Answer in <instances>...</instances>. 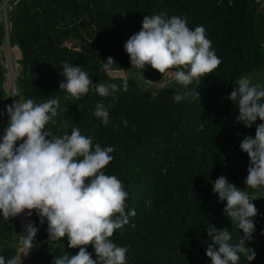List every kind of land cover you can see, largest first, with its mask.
<instances>
[{"label": "trees", "instance_id": "16d2710c", "mask_svg": "<svg viewBox=\"0 0 264 264\" xmlns=\"http://www.w3.org/2000/svg\"><path fill=\"white\" fill-rule=\"evenodd\" d=\"M2 1L0 133L8 124L6 105L19 99L42 103L59 98L58 115L45 130L60 136L78 128L81 135L93 138L94 145L114 148L113 160L103 171L122 181L129 193L126 212L136 213L110 238L127 248L125 264H210L205 250L211 243L206 232L211 225L227 228L230 242L238 243L243 232L224 215L226 204L218 202L212 191L221 175L258 197L252 201L258 209L255 231L246 242L256 256L248 262L241 255L239 264H264V188L246 187L249 161L239 147L245 136L254 137L261 121L251 128L236 123V102L227 98L241 77L264 86V0H6L10 45L21 52L17 62L21 69L12 87V94L18 92L20 97L14 96L15 100L5 89L2 48L7 27ZM160 13L186 18L193 30L202 25L221 60L211 74L187 89L170 76L175 69L164 75L150 66L142 71L131 66L124 50L128 38L141 29L144 16ZM108 57L115 65L104 72L102 62ZM64 63L81 67L93 83H116L118 98L100 97L90 89L80 100L66 99L67 93L59 89ZM115 71L131 75L114 77ZM124 79L127 91L122 88ZM143 80L156 93H150ZM186 90L196 91L199 99L174 102L173 97ZM101 101L109 112L106 126L93 116ZM18 218L5 220L0 214V256L6 264L24 247ZM29 220L38 232L27 248V264H52L54 258L79 251L68 248L66 238L48 239L47 221L40 224L35 211ZM87 251L96 259L91 245Z\"/></svg>", "mask_w": 264, "mask_h": 264}, {"label": "clouds", "instance_id": "9594fccd", "mask_svg": "<svg viewBox=\"0 0 264 264\" xmlns=\"http://www.w3.org/2000/svg\"><path fill=\"white\" fill-rule=\"evenodd\" d=\"M124 50L131 66L142 71L150 66L164 75L175 69L174 80L185 89L221 63L202 25L193 30L187 26L186 18L167 17L164 13L144 16L141 29L128 38ZM113 65L114 59L108 57L102 62V71L110 72ZM60 75L64 80L59 89L73 102L90 89L100 97L111 96L113 101L118 98L115 94L120 87L116 83H93L81 67L64 63ZM236 85L227 97L238 108L235 122L251 128L258 119L261 121L256 124L254 137L245 136L239 146L249 161L244 183L247 188L258 190L264 188V86L253 85L248 77L239 78ZM122 88L128 90L127 79ZM188 97L199 99V94L186 90L173 100L179 102ZM59 108V98L42 103L19 99L5 106L8 124L0 138V214L10 220L26 210L28 217L35 211L40 224L47 221L48 239L66 238L68 248L79 249L75 255L65 253L54 258L52 264H125L127 248L116 246L110 238L136 213L134 209L126 212L129 193L122 181L103 171L113 160L110 153L114 148L94 145L93 138L81 135L78 128H73L70 135L60 136L45 130L49 122H54ZM63 111L67 112V107ZM93 116L105 126L109 123V112L102 101L96 104ZM123 123L127 126V121ZM212 191L218 202H225L224 215L243 236L233 244L227 228H207L211 243L205 255L210 264H239L241 255L248 262L253 261L256 253L246 247V242L252 240L255 231L258 209L252 201L258 197L250 196L223 175L213 182ZM37 232L29 220L23 237L26 248H31ZM89 245L96 259L87 251ZM0 264H6L3 256ZM7 264H18V259L13 257Z\"/></svg>", "mask_w": 264, "mask_h": 264}, {"label": "rangeland", "instance_id": "374dc122", "mask_svg": "<svg viewBox=\"0 0 264 264\" xmlns=\"http://www.w3.org/2000/svg\"><path fill=\"white\" fill-rule=\"evenodd\" d=\"M3 3H4V0L2 1L1 6L3 5ZM6 9H7V4L5 5L4 10L1 9V12L3 13L2 18H3V21L5 22V24L9 26L8 19L6 18V12H5ZM5 44L6 45L3 46V53L5 55V62H4V64L6 65L7 63H11V62L13 63V65H14V79H15L17 77V75L19 74V72H20V67L17 64V61L20 59L21 55H20V53H19V51H18L17 48H11V47H9L7 42ZM71 45H72V42H71V40H69L67 42V46L70 47ZM6 73H8V70H7ZM111 75L114 76V77H127L128 75H131V73L130 72L128 73L126 71H123V72H121V71H115V72H112ZM170 76H173V74L170 73ZM143 83H145L144 84L145 85V88L148 89V91L150 93H152V94L156 93V89L152 88L150 86V83L149 82L143 80ZM153 85L155 87H161L163 84H153ZM5 89L8 91V93L10 95H12V86H10V84H7V82L5 83ZM2 136H3V134L0 133V138H2ZM25 235H26V231H25ZM25 252H27V249H26V246L24 245V247L20 249V253H19V256L17 258L18 259V264H26L27 263L28 253L25 254ZM19 259H20V261H19Z\"/></svg>", "mask_w": 264, "mask_h": 264}, {"label": "crops", "instance_id": "0c3cea01", "mask_svg": "<svg viewBox=\"0 0 264 264\" xmlns=\"http://www.w3.org/2000/svg\"><path fill=\"white\" fill-rule=\"evenodd\" d=\"M6 18H7V14H6ZM6 27H7V34H6V41H5V43L7 42L8 43V46L9 47H11V45H10V39H9V26L8 25H6ZM4 45H6V44H4ZM13 48H17L18 49V51H19V53H20V55H21V52H20V50H19V48L16 46V47H13ZM2 52H3V48H2ZM3 55H4V53H3ZM21 58V57H20ZM4 59H5V55H4ZM4 62H5V60H4ZM18 62V61H17ZM18 64V63H17ZM19 65V64H18ZM4 66H5V68L8 70V73H6L5 74V78H6V82H7V84H10V86H14V84H15V79H14V65H13V63L11 62V63H7L6 65L4 64ZM19 67H20V65H19ZM20 69H21V67H20ZM5 82V83H6ZM13 97V100H15V98H14V96H12ZM25 233V232H24ZM26 236V235H25ZM27 249V248H26ZM27 261H28V256H27ZM27 264V263H26Z\"/></svg>", "mask_w": 264, "mask_h": 264}, {"label": "bare ground", "instance_id": "6f19581e", "mask_svg": "<svg viewBox=\"0 0 264 264\" xmlns=\"http://www.w3.org/2000/svg\"><path fill=\"white\" fill-rule=\"evenodd\" d=\"M26 212H27V210H26L24 213H21V214H20V221H21L22 226H23V228L25 229V231H26V226H27L28 218H29V217L27 216ZM26 234H27V233H26Z\"/></svg>", "mask_w": 264, "mask_h": 264}, {"label": "water", "instance_id": "95a60500", "mask_svg": "<svg viewBox=\"0 0 264 264\" xmlns=\"http://www.w3.org/2000/svg\"><path fill=\"white\" fill-rule=\"evenodd\" d=\"M6 4H7V1H4L3 5L1 6V9L4 10ZM5 12H6V10H5ZM18 220H19V222H20V224H21V221H20V215H19ZM21 229H22V232H25V230H24L23 227H22V224H21Z\"/></svg>", "mask_w": 264, "mask_h": 264}]
</instances>
